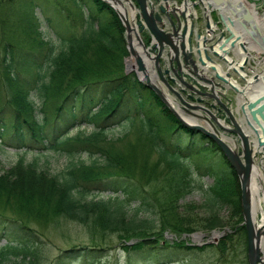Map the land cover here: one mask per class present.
Segmentation results:
<instances>
[{"label":"trees","instance_id":"trees-1","mask_svg":"<svg viewBox=\"0 0 264 264\" xmlns=\"http://www.w3.org/2000/svg\"><path fill=\"white\" fill-rule=\"evenodd\" d=\"M63 1L0 0V154L8 146L18 156L13 164L0 159V243L6 242L0 264H46L49 230L66 220L81 223L90 242L61 250L48 264H120L121 258L125 264H192V255L206 251L214 259L209 264H248L240 180L220 147L184 126L135 72L126 73L125 27L113 7L103 0H66L81 6L92 30L81 27ZM38 9L60 50L40 30ZM123 125L126 133L118 130ZM134 125L140 130L128 151L106 143L109 136L128 139ZM29 153L35 157L26 161ZM152 153L168 167L163 192L174 197L173 206H163L148 188L157 170ZM50 155L65 156L69 164L51 174L40 164L45 159L48 165ZM203 176L213 181L199 205L207 217L194 203L180 212L179 200L203 189ZM223 210L239 224L217 244L182 238ZM111 235L118 246L109 242ZM117 247L120 257L109 258Z\"/></svg>","mask_w":264,"mask_h":264},{"label":"water","instance_id":"water-1","mask_svg":"<svg viewBox=\"0 0 264 264\" xmlns=\"http://www.w3.org/2000/svg\"><path fill=\"white\" fill-rule=\"evenodd\" d=\"M103 1L114 7L126 28L128 50L134 57L127 61V73L135 71L140 80L161 98L184 126L198 130L213 139L237 173L241 184L243 225L248 237V262L264 264L261 234L255 230L251 218L250 192L257 155L261 156L260 161L264 162V58L251 63L247 56L242 65H238L234 59L231 61L227 59L231 53L237 57L238 48L250 55L246 47L249 41H253L264 53V33L254 23L253 14L244 5L240 6L239 2L231 3L230 0H206L209 1L207 7L203 0L192 2L182 0L181 4L178 0ZM124 2L135 11H139L133 22L130 21L128 12L123 13L119 8L124 6ZM188 3L192 4L194 9L200 4L204 5L205 12L209 8L215 9L220 14V22L214 23L217 30L211 27L209 18H206L204 34L198 32L193 20L189 28L186 13ZM137 19L143 22L136 23ZM145 30L149 31L146 42L142 36ZM246 37L248 42L244 41ZM135 41L139 47V50L136 49L137 52ZM152 48L158 51L154 55L153 52L151 54ZM218 61L226 62L229 66L225 75L218 73L217 66L220 65ZM235 65H238L239 69L234 67ZM185 69L195 76L197 85L185 79ZM232 72L246 83L247 86H243L242 90L230 82ZM172 73L191 92L187 97L191 101L196 100V104L188 102L183 96L185 91H178L170 83H176L171 78ZM154 78H157L158 82ZM159 78L168 93L174 97L178 108L194 118L208 122L214 133L209 132L210 129L205 123L200 125L185 121L171 105L166 89L159 83ZM198 86L203 87V90H199ZM231 89L237 92L238 96L232 97ZM250 90L251 98L247 96ZM224 95H227L225 97L233 104L225 103ZM242 96L245 98L244 102ZM216 112L222 113L225 119H221ZM226 121L231 125L230 128L222 124ZM231 136H236L238 139L236 143H239L240 149L235 150L229 145L226 139Z\"/></svg>","mask_w":264,"mask_h":264},{"label":"rangeland","instance_id":"rangeland-1","mask_svg":"<svg viewBox=\"0 0 264 264\" xmlns=\"http://www.w3.org/2000/svg\"><path fill=\"white\" fill-rule=\"evenodd\" d=\"M180 1L181 0H179V2ZM192 1H196V0H192ZM247 1H249V3L255 2L257 4L256 8L261 9V11L259 12V16L262 17L264 15V0H247ZM63 3L66 4V0H64ZM66 5L70 8H72V10L75 13H77V17H78L79 21L81 23H83L85 29H87V28L88 29L91 28L92 30L95 29L93 22L89 21L86 18V16H85L80 5H78L76 3H72V4L67 3ZM203 10H204V5L200 4L199 5V11H203ZM37 12H38L39 17L41 19L40 30L44 33L46 40L49 41L52 46H54L56 51L60 50L61 45H59L58 43L55 42V40H56V36L54 34L55 32L52 30L49 23L47 22L45 15L43 13H41L40 9H38ZM194 20H196V19H194ZM216 20H219L217 16H216ZM191 21H192V19H191ZM204 24H205V22H204ZM52 26H53V24H52ZM201 29H204V25L201 26ZM145 33H148V32H145ZM125 37H126V28H125ZM147 39H148L147 37L143 38V40L145 42L147 41ZM126 40H127V37H126ZM127 44H128V42H127ZM249 48L250 47L247 44V49H249ZM253 50H256V49H253ZM152 52L154 55V53H157L158 51L153 49L151 51V54H152ZM249 52L251 53L252 51H249ZM130 59H134V57L130 54V51L128 50V55L124 59L125 67L127 65V61ZM223 70L225 71L226 68L223 67ZM172 76L174 77V75H172ZM165 77H166V79H168L167 76H165ZM159 83L163 87H165V85L162 83L160 78H159ZM249 97H250V95H249ZM186 116H188V115H186ZM209 126L212 127L211 125H209ZM91 127L92 126H90V128ZM128 128H129L128 125H123L118 130L122 133H126L128 131ZM130 128H131L129 131L130 135H129L128 139H124L122 141H116V140L111 139V137L109 136L107 138V140H105L106 143L111 145V146L114 145L113 147L116 149L115 151H121V150L128 151V148L130 146L129 143L135 138V136H136L135 134L138 133V130H140V125H134L133 127H130ZM218 129L222 134H224V132L220 128H218ZM76 134H77V131H74L71 136H75ZM115 137L117 138V137H119V135L116 134ZM6 149H7L6 152H2L0 154L1 161L3 163H6V164H13V163L17 162L18 156L15 154V151H14L15 149H12V148L7 147V146H6ZM34 157L35 156L33 154L29 153L26 155L25 160L31 161ZM172 157L174 158L173 155H172ZM260 157L261 156H259V155H257V157H256V160L258 162L260 160ZM45 158H47V160L49 161L48 162L49 164L47 165V162L44 161L45 159L44 160L41 159L40 164L43 168H45V169L48 168L50 170L51 174L59 172L60 170L64 169L69 164V159L66 158L65 156L50 155V156L45 157ZM80 158H81V160H84V161L88 160V157L86 155H83ZM78 160H79V158H78ZM184 160L191 161L195 164V162L192 159H184ZM150 161H151L152 165L157 164V170L153 173L155 175V177L152 179V182L148 184V188L150 190L154 191V193L157 195L160 203L163 206H166V205L167 206H173L174 205V197L171 195L169 197L165 196V194L163 192L164 189H166L165 181H166V174L168 172V167L166 166V164L164 162L165 160L164 159L160 160L159 155L157 153H152V158L150 159ZM150 168L154 169L153 166H150ZM183 170L193 174L195 168H194V166L192 167L190 165H185ZM201 182L204 184L203 189H197L196 188V190L193 193H191V194L188 193L185 198H181L179 200L178 205L181 206L180 212L184 211L183 208L186 205H189L190 203H194L193 204L194 207L198 208L199 215L202 218L207 217L206 211L202 208L199 209V207H200L199 205H202L209 198V194L207 191H208L209 186L213 183V181L209 177L203 176L201 179ZM240 188H241V184H240ZM162 196H164V197H162ZM172 198H173V200H172ZM104 199L106 201H108L109 198H108V196H105ZM169 200L170 201L172 200V201L170 202ZM177 203L178 202L176 201V205H177ZM132 214H133V211L131 209L130 215H132ZM145 216L149 217L150 215L145 214ZM242 216H243V209H242ZM238 219H239V217H234L227 210H223L220 212V215L218 216V218L213 220L208 225H205L201 229H195L194 230L195 232L192 234V236H190L188 238L194 244L201 245L203 243H208V242L216 244L224 236H226L227 233H230L231 226H235V225L239 224ZM49 233H50V238L45 240V245L42 248V251H43L42 256L45 259L46 264H48L61 250L69 249L73 245L84 246V244H87L88 242H90L88 232L82 226V224L76 220H74V221L66 220L64 222H61L58 226H56L55 229H50ZM166 235H168L167 236L168 240H170V241L175 240V236L173 237V236L169 235L168 233ZM247 239H248V237H247ZM109 242H112L113 247L118 246L117 245L118 240L115 236L111 235ZM5 243H6L5 241L1 242L0 246L5 245ZM119 250H120L119 247L113 248V251L110 252L109 258H113L114 256L120 257V251ZM215 259H216V257H215ZM191 260H192V264H209L214 259H213V255H212L211 251H206L203 253H198L196 255H192ZM119 261L121 264H124L123 258H121Z\"/></svg>","mask_w":264,"mask_h":264},{"label":"bare ground","instance_id":"bare-ground-1","mask_svg":"<svg viewBox=\"0 0 264 264\" xmlns=\"http://www.w3.org/2000/svg\"><path fill=\"white\" fill-rule=\"evenodd\" d=\"M238 1H240L241 4H243L246 8L249 9V11L252 12L254 16V20H255L254 23L259 25L262 31L264 32V15L262 17L259 16V12L261 11V9H257L256 5H254L253 3L251 5V3H249V1L247 2L246 0H230V2L234 4ZM203 2L205 6H208L209 1L203 0ZM187 5H189L188 6L189 11L187 10V15H190L192 13L191 12L192 4L188 3ZM121 9L123 11L127 9L132 20L136 18L139 12V11H135L134 9H132L127 2L124 4V6L121 7ZM194 12L195 11H193V13ZM188 23L190 24V20L188 21ZM249 47L250 49H256L260 51L258 47L254 45L252 42L249 43ZM136 49L139 50V47H138L137 42L135 41V51L137 52ZM245 57H246V54H245ZM151 71L153 72V70ZM219 72H221L220 69H219ZM152 77H154L153 74H152ZM154 79L158 82L157 78H154ZM231 83L232 85L240 88L236 82L231 81ZM169 101L171 105H174V102L170 98H169ZM189 122L192 124L194 121L193 119H190ZM209 132L214 133V129L211 127ZM231 145L234 146L233 143H231ZM250 192H251V218L255 226V230L261 234L260 244H261V249L264 252V162L263 161L257 162V160H255V164L253 166V171H252V176H251Z\"/></svg>","mask_w":264,"mask_h":264},{"label":"flooded vegetation","instance_id":"flooded-vegetation-1","mask_svg":"<svg viewBox=\"0 0 264 264\" xmlns=\"http://www.w3.org/2000/svg\"><path fill=\"white\" fill-rule=\"evenodd\" d=\"M247 1V0H246ZM248 2V1H247ZM239 3L241 4V2L239 1ZM254 5H256L257 6V4L254 2L253 3ZM241 5H243V4H241ZM251 5H252V3H251ZM198 23H201V22H198Z\"/></svg>","mask_w":264,"mask_h":264}]
</instances>
